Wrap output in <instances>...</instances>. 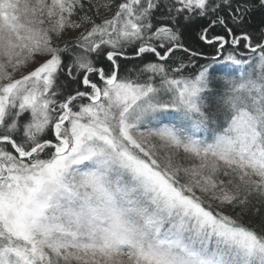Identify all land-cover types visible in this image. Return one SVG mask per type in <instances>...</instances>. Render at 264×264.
<instances>
[{
    "label": "snow or ice",
    "instance_id": "obj_1",
    "mask_svg": "<svg viewBox=\"0 0 264 264\" xmlns=\"http://www.w3.org/2000/svg\"><path fill=\"white\" fill-rule=\"evenodd\" d=\"M0 264H264V0H0Z\"/></svg>",
    "mask_w": 264,
    "mask_h": 264
},
{
    "label": "trees",
    "instance_id": "obj_2",
    "mask_svg": "<svg viewBox=\"0 0 264 264\" xmlns=\"http://www.w3.org/2000/svg\"><path fill=\"white\" fill-rule=\"evenodd\" d=\"M260 15L257 14L254 18H253V26H258L259 25V22H260ZM189 43H192L194 45V40H192L191 38L189 39Z\"/></svg>",
    "mask_w": 264,
    "mask_h": 264
}]
</instances>
